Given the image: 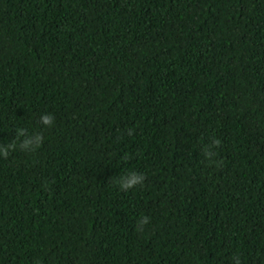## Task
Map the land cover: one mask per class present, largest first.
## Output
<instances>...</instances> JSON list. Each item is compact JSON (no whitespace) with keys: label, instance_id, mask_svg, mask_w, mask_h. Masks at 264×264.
<instances>
[{"label":"trees","instance_id":"trees-1","mask_svg":"<svg viewBox=\"0 0 264 264\" xmlns=\"http://www.w3.org/2000/svg\"><path fill=\"white\" fill-rule=\"evenodd\" d=\"M18 127L44 142L0 155V264H264V0H0Z\"/></svg>","mask_w":264,"mask_h":264},{"label":"clouds","instance_id":"clouds-1","mask_svg":"<svg viewBox=\"0 0 264 264\" xmlns=\"http://www.w3.org/2000/svg\"><path fill=\"white\" fill-rule=\"evenodd\" d=\"M55 118L51 113H44L40 116V123L48 128L54 125ZM44 142V136L41 132L37 131L29 135V131L26 128L18 127L16 129L15 138L8 144L0 143V155L5 159L8 158L10 152L15 151L17 147L20 150L28 152L35 151ZM221 146V140L213 137L210 142L203 145V155L209 161V164L219 163L214 158L217 153L215 149ZM146 179L144 174L132 171L126 175L118 178L117 183L122 191H127L132 189L136 185H142ZM149 217L144 216L137 222V227L139 231H143V226L149 223ZM232 264H242L241 257L239 254H235L231 258Z\"/></svg>","mask_w":264,"mask_h":264}]
</instances>
